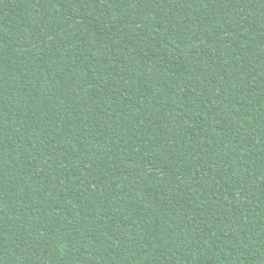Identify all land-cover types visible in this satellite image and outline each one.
Masks as SVG:
<instances>
[{
    "label": "trees",
    "instance_id": "trees-1",
    "mask_svg": "<svg viewBox=\"0 0 264 264\" xmlns=\"http://www.w3.org/2000/svg\"><path fill=\"white\" fill-rule=\"evenodd\" d=\"M0 264H264V0H0Z\"/></svg>",
    "mask_w": 264,
    "mask_h": 264
}]
</instances>
